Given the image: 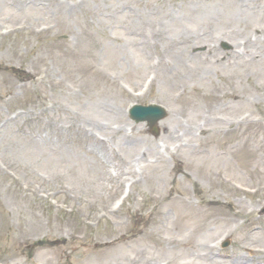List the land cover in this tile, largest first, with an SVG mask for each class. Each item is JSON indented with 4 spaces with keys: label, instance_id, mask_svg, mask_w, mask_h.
<instances>
[{
    "label": "rangeland",
    "instance_id": "rangeland-1",
    "mask_svg": "<svg viewBox=\"0 0 264 264\" xmlns=\"http://www.w3.org/2000/svg\"><path fill=\"white\" fill-rule=\"evenodd\" d=\"M222 262L264 264V0H0V263Z\"/></svg>",
    "mask_w": 264,
    "mask_h": 264
},
{
    "label": "bare ground",
    "instance_id": "bare-ground-1",
    "mask_svg": "<svg viewBox=\"0 0 264 264\" xmlns=\"http://www.w3.org/2000/svg\"><path fill=\"white\" fill-rule=\"evenodd\" d=\"M165 8H166V5L163 6V9H165ZM179 17L180 16H179L177 11L173 12V10H170L167 15H164V17H163L164 26L159 27L158 34H162L165 30L170 31V27H172V25H176V24L180 23L181 28L184 30L182 31L181 35L180 34L179 35L185 36L188 39L190 37V35H188L189 32L185 30L184 24H181L182 20ZM195 18L197 19L198 16H195ZM154 33H156L155 30H154ZM192 37H193V35H192ZM94 149H97V148H95L94 146H90L88 150H89V152H92V151H94ZM93 155H95V154H93ZM224 263L225 262H222L221 264H224Z\"/></svg>",
    "mask_w": 264,
    "mask_h": 264
},
{
    "label": "water",
    "instance_id": "water-1",
    "mask_svg": "<svg viewBox=\"0 0 264 264\" xmlns=\"http://www.w3.org/2000/svg\"><path fill=\"white\" fill-rule=\"evenodd\" d=\"M165 115V112L160 107H149V108H141L139 112L135 115L137 120H149L151 124H154L155 121L160 119Z\"/></svg>",
    "mask_w": 264,
    "mask_h": 264
}]
</instances>
